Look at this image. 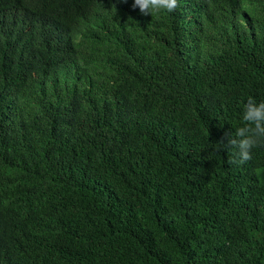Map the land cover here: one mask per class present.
Segmentation results:
<instances>
[{"label":"trees","instance_id":"obj_1","mask_svg":"<svg viewBox=\"0 0 264 264\" xmlns=\"http://www.w3.org/2000/svg\"><path fill=\"white\" fill-rule=\"evenodd\" d=\"M133 3L0 0V264H264V0Z\"/></svg>","mask_w":264,"mask_h":264},{"label":"clouds","instance_id":"obj_2","mask_svg":"<svg viewBox=\"0 0 264 264\" xmlns=\"http://www.w3.org/2000/svg\"><path fill=\"white\" fill-rule=\"evenodd\" d=\"M178 0H134L133 7H138L144 15H152L162 10L173 11ZM242 120L246 123L234 130L226 132L217 142L218 150L231 152L235 162L243 163L251 159L252 150L264 143V100L249 98L244 105Z\"/></svg>","mask_w":264,"mask_h":264}]
</instances>
